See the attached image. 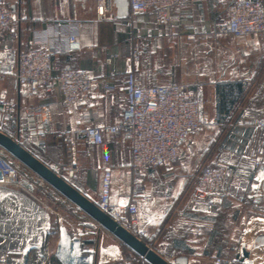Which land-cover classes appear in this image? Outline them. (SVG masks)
<instances>
[{
	"label": "crops",
	"instance_id": "0c3cea01",
	"mask_svg": "<svg viewBox=\"0 0 264 264\" xmlns=\"http://www.w3.org/2000/svg\"><path fill=\"white\" fill-rule=\"evenodd\" d=\"M230 1L195 0L186 10L173 11L169 25L156 27L149 15L139 16L132 22L129 19H117L116 16L107 21H98L95 19L94 0H89L86 10L79 4L75 6V0H19L16 8L22 14L23 21L16 31L0 42V50L8 51L5 65L7 76L11 77L16 71L18 54L29 47L32 30L42 29L48 24L64 25L77 19L84 23L80 30L82 51L61 55L57 62L86 70L99 79L107 78L113 73L118 86L113 93L97 89L77 105L63 108L58 93H54L49 101L29 98L10 83L11 79L0 81V96L6 93L15 96L21 107L36 104H47L50 107L52 135L48 139V150L43 152L28 142H24L22 146L50 167L57 164L64 166L73 152L78 161L77 174L79 171L80 173L79 179L71 180V184L95 203L100 198L105 168L113 171V200L129 196L134 180L128 172L131 152L121 132L106 140L100 147L89 151L79 147L72 152L67 147L63 133L92 125L119 123L126 108V97L121 86L125 62L131 56L135 41L147 35L157 39L144 47L140 63L135 65L144 85L177 83L189 90L202 85L203 97L210 104L209 110H206L209 123L207 130L216 126L220 129L226 115V109L221 105L222 91L234 90L235 94L239 93L237 89L242 90L239 81L249 78L254 68L262 64V55L259 53L264 49V44L261 46L258 43L263 37L260 35L243 38L246 43H235L233 40L237 38L216 35L217 24L227 17L225 12L218 14V11L224 10ZM193 34L197 38L195 42L188 40V36ZM111 56L114 57L108 63ZM260 80L264 82V78ZM228 109L235 113L238 108L233 104ZM238 121L239 119L231 126L230 135L211 159V163L221 165L237 162L242 151L248 148L247 139L253 131L251 134L247 133L246 126L238 129ZM212 141L209 134H198L185 146L184 158L171 166L150 169L140 174L144 194L147 193L150 199L146 201L141 196L135 202L140 213L161 226L157 240L145 241L168 260L186 256L188 264H214L217 257H226L227 247L224 246L221 251L219 249V252L217 247L210 248L208 245L213 237H217L212 233L211 223L218 213L229 210V204L226 203L229 198L215 214H207L200 207L188 212L183 218L167 219L172 198L181 194L189 176L204 164V156ZM63 146H66L65 151ZM261 148L262 135L256 133L248 153L263 157ZM14 162L24 174H29L35 181L40 180L17 160ZM258 174L264 179V168ZM89 176H96V183L94 179L90 185L87 180ZM43 192L70 213L73 223L86 218L92 220L72 203L63 202L65 198L46 183ZM233 192L235 197L239 191L233 188L231 194ZM259 236H264V231ZM88 240L92 241V238ZM69 242L68 239H61L50 215L27 195L0 188V260L7 259L13 264H75L74 250ZM95 242L96 264L122 263L119 258L125 249L112 234L101 228ZM244 246L241 240L240 246L235 247V258L239 254L238 250ZM186 248L192 249L193 255L184 252ZM127 254L131 260L122 264H145L133 251H127ZM238 264L243 263L240 261Z\"/></svg>",
	"mask_w": 264,
	"mask_h": 264
},
{
	"label": "built area",
	"instance_id": "2783aa9c",
	"mask_svg": "<svg viewBox=\"0 0 264 264\" xmlns=\"http://www.w3.org/2000/svg\"><path fill=\"white\" fill-rule=\"evenodd\" d=\"M18 1L0 0V42L16 31L23 21L22 14L16 8ZM88 2L75 0V6L79 4L86 10ZM193 2L195 0H129L127 19L132 22L139 16L149 15L156 27H164L171 23L173 11L182 12ZM94 12L98 21L113 19L117 12L115 0H94ZM224 12L227 17L217 24V36L237 39L264 36L262 0H231ZM83 27L84 23L76 19L64 25L48 24L42 29L32 30L29 47L19 52L17 68L11 77L5 72L8 51L0 50V81L11 79L10 83L29 98L49 101L54 93H58L63 108L77 105L97 89L107 93L115 92L118 88L115 74L99 79L86 70L57 62L61 55L82 51L80 30ZM156 39L149 35L138 38L131 56L126 59L121 79L126 108L119 123L92 125L63 133L70 152L79 147L89 151L102 146L106 140L120 132L123 134L131 152L128 167L129 174L134 177L131 194L114 201L111 189L113 171L105 168L97 205L119 226L142 241L157 240L161 226L140 213L135 202L141 196L146 201L150 199L147 193L144 194L140 174L150 169L171 166L184 158L185 146L206 125L202 85L195 90L177 83L145 86L143 78L137 73L135 65L140 63L144 47ZM188 40L195 42L196 35H189ZM113 57L107 60L108 63H111ZM239 82L242 90L237 93V100L244 92L255 87L256 74L253 72L249 78ZM238 125L253 131L247 139L248 148L242 151L237 162L224 163L218 167L203 164L190 175L181 194L172 198L167 215L170 219L183 218L188 212L200 207L207 214H215L224 201L232 197L233 188L239 191L235 200L247 210L264 208V179L258 174L264 168V156L248 153L256 133L262 135L261 149L264 152V115L250 116L246 112L239 119ZM51 126L52 114L47 104L21 107L15 96L7 93L0 96V132L17 143L22 145L28 142L46 152L48 139L52 135ZM6 153L0 147V188L27 195L50 215L61 239L70 241L75 264H96L95 241L101 226L88 218L73 223L70 213L43 192L45 182L26 176L19 165H12L4 158ZM51 169L71 183L78 172V161L72 152L64 166L57 164ZM63 202L67 200L63 199ZM88 238H92V241ZM148 246L153 249L151 245ZM169 261L175 263V260ZM234 261L218 257L214 264H234ZM0 264L13 263L1 259Z\"/></svg>",
	"mask_w": 264,
	"mask_h": 264
},
{
	"label": "rangeland",
	"instance_id": "374dc122",
	"mask_svg": "<svg viewBox=\"0 0 264 264\" xmlns=\"http://www.w3.org/2000/svg\"><path fill=\"white\" fill-rule=\"evenodd\" d=\"M222 12H224V10L218 11V14H222ZM236 41H242L241 43H246V39H243V40L237 39L235 41L233 40V42L235 43ZM258 43L261 46L264 44V36L261 39H259ZM236 45L238 46V44ZM259 55H262L260 59L262 61V64L260 63L261 65H257V67L254 68L253 72L256 74V78L257 76H261L259 77V80H260L264 78V49L261 51V53H259ZM252 67H250V69ZM262 83H264L262 82V80L258 81L255 87L250 89L249 92L245 94L246 95L245 99H242L243 95L241 96L240 101L236 99V103L234 105L238 109H236L237 112L235 114V118L233 119H236V120L240 119L244 114H246V112L248 114L253 113L257 115L259 114L264 115V85H262ZM225 93H226V97L223 101H226V104L228 105L226 107H229V105L232 104L234 95L229 90H227V92L225 91ZM204 99H205L204 113H205L206 125L199 134L206 133V134H209L210 138L215 139L216 137L220 136L222 129L221 128L219 129L215 125L216 127H213L207 130V128L209 127L208 126L209 123L207 120L208 117L206 115L207 114L206 110H209L210 104H209L208 99L206 98ZM242 126L243 125H240L238 129H240ZM251 131L252 129L248 128L247 133L251 134ZM230 132H231V129H229L227 134L224 135V137H222L223 143L230 135ZM59 150H61V148H59ZM65 150H66V146H63V151ZM206 164H209V163H206ZM213 164L214 163H212L211 165ZM79 173L77 174V176H75L72 179V181L76 180V178L79 179V176H78ZM94 179L96 183V176L88 177L87 180L90 183V185L93 183ZM234 194L235 192H233L232 197H230L229 200L226 201V203L229 204V210H225V211H222L221 213H218L216 217L213 219V222L211 223L212 230H213L212 233L214 234V236H217V237H213L211 239V242H209L208 246L210 248L217 247L218 251L219 249L220 251L223 250L224 246L227 247L226 249L228 250L225 253L226 257H223V258L227 260H234V259H237L235 258V255H236L235 247L236 246L238 247V245L240 246V241L243 240V244L245 245L244 247L247 248V250L251 253L250 259L243 264H251L249 263L250 261H253V264H264V245H260V244H263L264 242H259L258 243V245H260L259 247H257V243H256V237L261 235V231H264V211H263L264 208L247 210L246 207L237 203V201L235 200V197L233 196ZM100 235L102 237L103 234L101 233ZM241 250L242 248L238 250V253H241ZM119 259H120L119 261H121L122 263H125V262L130 261L131 257L127 254V251L125 250V252L122 254V256ZM235 262L236 261H234V264H238Z\"/></svg>",
	"mask_w": 264,
	"mask_h": 264
},
{
	"label": "water",
	"instance_id": "95a60500",
	"mask_svg": "<svg viewBox=\"0 0 264 264\" xmlns=\"http://www.w3.org/2000/svg\"><path fill=\"white\" fill-rule=\"evenodd\" d=\"M115 2L117 19H127L129 16V0H115ZM0 147L148 264H188V258L183 256L176 258L175 263H171L168 259L150 248L144 241L132 236L127 230L119 226L113 218L104 213L97 203L89 199V197L83 194L70 182L56 174L48 165L43 163L21 144L2 132H0ZM259 242H264V236L256 238L257 247L264 245V243L258 245ZM250 254L251 253L243 247L241 253L237 255V258L242 263H245L250 259ZM249 263L253 264V261Z\"/></svg>",
	"mask_w": 264,
	"mask_h": 264
},
{
	"label": "trees",
	"instance_id": "16d2710c",
	"mask_svg": "<svg viewBox=\"0 0 264 264\" xmlns=\"http://www.w3.org/2000/svg\"><path fill=\"white\" fill-rule=\"evenodd\" d=\"M263 2H264V0H262ZM261 77V76H260ZM258 80H259V78L257 79V82H258ZM253 88V87H252ZM251 88V89H252ZM225 91L227 92V90H224V91H222V101H221V105H222V108H224V109H226V115H225V118H224V121H223V125H222V127H221V129H222V132L220 133V136H218V137H216L215 139H213V141H212V143H211V145H210V147H209V149L206 151V154H205V161H204V164H206V163H209V164H206V165H209V166H212V167H218L219 165H217L215 162H214V164L213 165H211L212 163H211V159L214 157V155L220 150V148H221V146H222V144H223V138L222 137H224V135H226L227 134V132H228V130L229 129H231L232 127V125L235 123V121H236V119H233V118H235V114H236V112H237V110H236V112L235 113H231L232 111H229V107L230 106H232L233 104H235L236 103V97L235 96H237L235 93L236 92H234V90L232 91V90H229L230 92H232V94L234 95V97H233V100H232V104L231 105H229V107H226V106H228L227 104H226V101H223L224 99H225V97H226V93H225ZM237 91H239V93H241V91H240V89H237ZM249 92V90L248 91H246V92H244V94H243V97H242V99H245V94L246 93H248ZM241 99V98H240ZM240 99H239V101H240ZM222 102H224V103H222ZM232 114H234V115H232ZM230 117V118H229ZM23 147H25V146H23ZM26 148V147H25ZM27 149V148H26ZM28 150V149H27ZM4 158L10 163V164H12V165H16V163L14 162L15 160H14V158L13 157H11L8 153H6L5 154V156H4ZM50 167V166H49ZM50 168H52V167H50ZM25 175L26 176H28L29 178H31L30 177V175L29 174H26L25 173ZM167 219L168 220H171L168 216H167ZM167 219H166V221H167ZM145 243H147L146 241H144ZM123 247H124V249L126 250V251H129V252H131L132 253V251L127 247V246H125V245H123ZM184 252H186L188 255H193V250L192 249H189V248H186L185 250H184ZM136 256H138L137 254H135ZM139 257V256H138ZM184 257H186V256H184ZM188 258V257H187ZM235 263H239L240 262V260L237 258V259H235ZM145 264H148L146 261H145Z\"/></svg>",
	"mask_w": 264,
	"mask_h": 264
}]
</instances>
